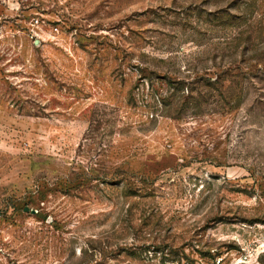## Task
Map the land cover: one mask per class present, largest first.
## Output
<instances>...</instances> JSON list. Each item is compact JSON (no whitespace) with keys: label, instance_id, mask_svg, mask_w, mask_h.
I'll return each mask as SVG.
<instances>
[{"label":"rangeland","instance_id":"obj_1","mask_svg":"<svg viewBox=\"0 0 264 264\" xmlns=\"http://www.w3.org/2000/svg\"><path fill=\"white\" fill-rule=\"evenodd\" d=\"M0 264H264V0H0Z\"/></svg>","mask_w":264,"mask_h":264}]
</instances>
